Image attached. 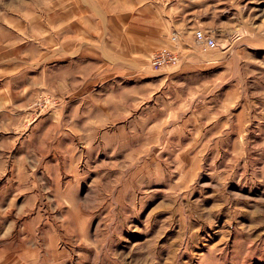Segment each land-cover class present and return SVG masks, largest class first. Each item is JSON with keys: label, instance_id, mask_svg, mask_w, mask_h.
Segmentation results:
<instances>
[{"label": "rangeland", "instance_id": "374dc122", "mask_svg": "<svg viewBox=\"0 0 264 264\" xmlns=\"http://www.w3.org/2000/svg\"><path fill=\"white\" fill-rule=\"evenodd\" d=\"M0 264H264V0H0Z\"/></svg>", "mask_w": 264, "mask_h": 264}, {"label": "built area", "instance_id": "2783aa9c", "mask_svg": "<svg viewBox=\"0 0 264 264\" xmlns=\"http://www.w3.org/2000/svg\"><path fill=\"white\" fill-rule=\"evenodd\" d=\"M176 37L171 35L168 42L174 44ZM193 42L196 46H203L211 49L215 46L214 37L211 34H206L200 30L193 32ZM177 63V56L171 47L161 46L151 52L147 59V64L151 69H159L165 66H174Z\"/></svg>", "mask_w": 264, "mask_h": 264}]
</instances>
